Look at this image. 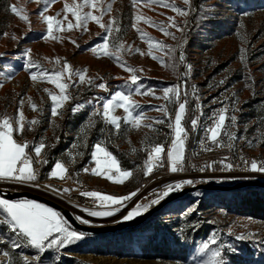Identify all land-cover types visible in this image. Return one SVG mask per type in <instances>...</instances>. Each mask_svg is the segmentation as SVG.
I'll return each mask as SVG.
<instances>
[{"label":"rangeland","instance_id":"1","mask_svg":"<svg viewBox=\"0 0 264 264\" xmlns=\"http://www.w3.org/2000/svg\"><path fill=\"white\" fill-rule=\"evenodd\" d=\"M49 2L50 7L44 0H0V122L7 118L15 128L22 112L24 131L14 133L29 143L34 160V148L43 143L42 156L47 159V164L35 163L39 172L36 182L15 185L0 182L1 189L28 191L48 198L71 211L75 217L91 221L90 226L116 224L128 211L135 209L141 193L154 188L150 179L152 173L146 175L148 154L155 144L153 137L166 126L153 123L164 116L149 109L166 105L171 115L175 113L176 105L167 104L162 99V89L176 85L181 52L186 56L187 67L191 66V77L200 86L207 90L224 86L236 89L237 123L232 129L237 136L235 143L248 153L264 156V6L253 3L252 9H244L238 0H189L188 4L184 0H152L151 3L137 2L135 5L132 0H100L102 23L108 25L110 20L116 21L108 36L110 55L104 56L102 48L95 53L89 49L102 44L107 35L105 29L92 20L87 22L86 28H77L71 12L64 10L65 4L71 6L82 0ZM10 5L21 9L28 20L12 14ZM109 7L110 11H104ZM175 8L187 11L188 15H180ZM90 10L84 8V12ZM41 11L43 15H38ZM91 11L93 15L101 14ZM45 16L55 18L50 36L47 35ZM136 16L141 19L137 21ZM57 20L62 22L59 29ZM145 20L149 22L145 23ZM69 22L74 25L71 29L68 28ZM173 24L179 25L183 33ZM117 27L119 31H116ZM141 33L147 35L142 38ZM167 33H172L175 39ZM45 36L47 39H42ZM186 37L190 43L184 47ZM149 44L153 46L151 55ZM120 45H123L122 49ZM161 47L163 51L157 50ZM169 50L173 51L170 53ZM27 59L37 65L31 69L37 74L63 72L64 65H69L72 81L67 80V73L61 81L71 85L68 89L71 99L58 109L63 115L53 117L51 114L54 105L49 92L58 95L59 89L48 80L40 79L39 75L36 81L31 80L29 72L22 70ZM125 66L135 69V73L125 71ZM133 74L139 77L137 83L154 89L155 94L130 97V102L139 104L146 116L138 128L125 124L127 114L117 108L113 113L121 118L117 131L114 125L107 124L102 116L93 115V112L116 91L127 92L135 87L130 82ZM79 75L85 76L84 84L79 82ZM88 79L94 83L88 84ZM101 83L106 85V90L97 87ZM77 105L83 107L76 108L74 113L73 108ZM32 120L39 123L31 125ZM146 124H153V127L147 128ZM241 136L243 140L239 139ZM97 143L117 159L122 170H131L133 175L122 178L112 172L111 180L108 174L94 175L91 172L95 167L92 153ZM58 162L66 166L64 179L49 176ZM84 168L89 171H82ZM243 180L264 182V173L257 178L214 179L206 183L233 184ZM48 182L72 186L80 193L88 190L112 197H124L137 189L139 191L126 202L127 207L122 211L97 218L87 215L83 209H73L68 203L47 196ZM196 192L161 209L138 228L97 236L85 234V239L65 247L59 254L54 250L46 251L41 264H202L217 247L210 245L208 253L197 255L200 246L211 239V233L217 234L219 242H230L239 249V254L225 250L226 262L264 264V244L257 243L264 240V221L236 211L250 195L199 191L203 195L195 196ZM196 201H199L196 211L182 216L181 213ZM229 229L232 235L228 234ZM241 233L256 235L253 240H235V236ZM13 235L6 226H0V236L7 238L0 252H9L8 257L0 255V264H23L19 254L28 253L31 257L34 252L27 246L13 250L8 242ZM158 253L166 258L158 257Z\"/></svg>","mask_w":264,"mask_h":264},{"label":"snow or ice","instance_id":"2","mask_svg":"<svg viewBox=\"0 0 264 264\" xmlns=\"http://www.w3.org/2000/svg\"><path fill=\"white\" fill-rule=\"evenodd\" d=\"M32 2V0H29ZM39 2V0H37ZM44 2L50 7L51 4L49 0H44ZM135 5L137 2L140 3H151L152 0H132ZM185 4L189 3V0H184ZM100 0H82L81 3L69 6L65 4L64 10L65 12H71V15L75 19V27L79 28L84 26L86 28L87 22L89 20L95 21L102 29H105L107 35L103 38L102 44L94 45L91 49L92 52H96L98 48L103 49V55L108 56L110 53L108 52V36L111 35L112 29L111 25L116 23L115 20H110L108 25L102 23L103 12L99 7ZM88 7L91 10H96L97 12H101L100 15H93L92 11L84 12V8ZM47 10V9H45ZM180 15L187 16L188 12L183 11L180 8L174 9ZM9 11L19 17L21 20L27 21L28 17L22 15V10L18 9L15 5L9 6ZM104 11H110V7L105 9ZM38 15H43V11L38 13ZM59 15V13L57 14ZM247 15V13H244ZM45 22L47 23V35L50 36L53 32V20L55 19L52 16H45ZM67 19V16H65ZM135 19L139 21L141 19L140 16H136ZM149 21L145 20V23ZM61 21L56 22L57 28H60ZM74 25L69 22L68 28L71 29ZM155 26V25H153ZM177 28L178 31L183 33V29L179 25L173 24ZM133 27H136L133 24ZM243 27V25H241ZM163 31V29H161ZM116 31H119L117 27ZM139 31V29H137ZM171 35L173 39L175 36L172 33H167ZM7 35V34H5ZM146 33H141V37H145ZM42 39H47V36L42 37ZM73 43H75L73 41ZM78 46V45H77ZM152 44H149V55H151ZM120 48H123V45H120ZM131 47H129V51H131ZM159 51H163V47L157 49ZM30 51V50H29ZM139 51V49H136ZM173 50H169L171 53ZM28 53H25L27 56ZM184 53L181 52L179 56L180 61H184ZM59 63V60H57ZM33 67H37L34 65L30 59H27L23 65V69L29 72L30 79L36 81L38 79V75L40 79H46L49 82L55 84V87L59 89V94H52L48 89H44L45 92H49L51 97V101L53 103V107L51 109V114L53 117L57 115H63V113H59L58 109L64 106L66 101L71 99L68 94V89L71 86L70 83L61 82L62 78H65L67 73V80L72 81V74L69 70V65H64L63 72H53V73H34L31 71ZM189 72L191 71V66L188 65ZM125 71H130L135 73V69H129L125 66ZM139 77L133 74L130 78L131 84H134L135 87L130 88L127 92L125 91H116L110 98L103 101L102 105H98L94 110L93 115H100L103 117L104 121L107 124L114 125L115 129L118 131L120 129V117L114 116L113 113L117 108H122L124 113L127 114L124 119V123L130 125L132 127L138 128L141 124L142 120L146 119L143 111H141V106L134 102H130V97L135 94H149L154 95L155 90L146 88L144 85L137 83ZM79 82L84 84L85 76L79 75ZM88 84H93L94 81L88 79ZM224 82L221 81V84ZM2 86V85H0ZM97 87L106 90V85L101 83L97 85ZM124 87H127L125 85ZM163 97L167 104H175L177 105L174 119L170 114L166 105H160L158 107L150 108L149 110L159 111L163 113L164 118L155 120L153 123L155 124H163L169 130L171 134L170 144L165 149V144H154L151 147V150L148 154L147 160V171L146 175L151 174L153 172V166L163 167V160L166 152L167 161L169 164V170L172 173H176L178 171H184V159H185V151H186V141L189 138L188 130L184 127L183 121L187 114V105L189 104V92L184 88V86L177 84L173 86L166 87L162 89ZM195 86H192V94L194 98L197 100V108H200L199 97L195 96ZM183 96V99H182ZM158 99L161 97H157ZM23 101H21V104ZM33 110H35V105H32ZM83 105H77L73 108V112L75 113L76 108H82ZM228 109L222 108L218 112L214 111L212 116L209 119L212 120L211 125H207L204 130V137L200 140V147L205 151H211L212 147H228L229 149L234 148V142L237 140V136L234 132L230 130L231 126H235L237 123V117L232 115L228 117L226 115ZM20 118L16 121L17 127L14 128L13 123L10 122L9 119L5 118L0 122V179L11 180L18 184H24L28 182H36L38 179L39 172L37 169L33 167V163L36 164H47V159L42 156V150L45 145L41 143L39 146L34 148L35 160L33 156L26 151L29 148V143L27 141L20 143L17 142L13 137L14 132L23 133L25 124L22 112H20ZM202 115V112H201ZM230 119L231 126L226 123V121ZM39 123L38 120H32L30 122L31 125H37ZM199 123L198 119L191 120V127L193 131H196L197 125ZM145 127L152 128L153 124H146ZM223 137L227 138V143L225 144ZM58 139V138H57ZM239 139L243 140L244 137L241 136ZM165 143H168L167 141ZM251 143V142H249ZM93 163L95 167L91 169V172L94 175H104L108 174V179H112L111 173L115 172L122 178H129L133 175L131 170H122L119 165L117 159L109 152L107 149L102 146V144L97 143L94 145V151L92 153ZM228 158L225 157L224 160H221L219 163L222 165L221 171H231L233 169L232 163H225V160ZM241 161L246 170L251 172H260L264 173V163H259L255 160L251 161L249 167V161H247L243 156L240 157ZM216 163V162H213ZM209 165L208 167H211ZM204 169H201L203 171ZM84 172H88V168L82 169ZM67 172L66 166L63 163H56L54 165V170L49 173L51 177L59 176L60 179H64V175ZM122 182V181H116ZM207 182V181H206ZM199 183V181L194 180H181L174 183H170L164 185V191L157 192V196L155 199L151 200L148 205H140L137 204L135 209L128 211L126 215H124L117 223L131 222L136 219L140 215L146 213L150 207L154 205H158L161 203L163 199L168 197L171 193L175 191L181 190L185 185H195ZM52 191H59L58 189L53 188ZM68 189H63V192H68ZM139 189L136 192L130 193L128 196L124 197H112L108 195H101L97 192H82V196H90L98 198L101 203L107 202V207H104L103 210H89L83 209L87 215L97 218H105L115 215L116 213L123 210V208L127 207V201H130L132 197L138 194ZM157 191V190H154ZM151 195V193L149 194ZM195 196L203 195L199 191L194 193ZM199 201L194 202L189 208L181 213L182 216L186 215L187 212L196 211L198 207ZM112 205H116V207H112ZM251 219V218H249ZM75 220L83 225H91V221L87 219H83L80 216H76ZM0 226H6V229L10 231V233L14 234L10 241H8L13 250L19 249L22 246L30 247L34 250L31 257H29L28 253H20L19 255L22 257L23 264H41L43 254L46 251L54 250L57 254L61 252L62 249L68 247L72 244L78 243L81 240L85 239V234L78 230H75L71 227L69 222L59 213L58 211L53 210L50 207H46L40 203H36L34 201H30L27 199H18V200H10L5 198V194L0 193ZM229 235H232L231 229H229ZM211 239L207 242L203 243L200 246L199 252L197 255L203 256L205 253H208L210 245H217V247L213 248L210 252L209 259L203 260L202 264H230V262H226L224 258L225 250L232 254H239V249L232 243L224 244L219 242L218 236L216 233H211ZM254 233L248 234H239L235 236V240L237 241H246L253 240ZM0 239H7L6 237H0ZM257 243L264 244V240H258ZM0 255L4 257L9 256V252L4 250L0 252ZM177 264H181V262H177ZM186 264V262H185Z\"/></svg>","mask_w":264,"mask_h":264},{"label":"built area","instance_id":"3","mask_svg":"<svg viewBox=\"0 0 264 264\" xmlns=\"http://www.w3.org/2000/svg\"><path fill=\"white\" fill-rule=\"evenodd\" d=\"M190 43V40L186 37L184 39V47ZM181 54V53H180ZM179 54V56H180ZM178 56V72L175 80V84H180L189 92V104L187 105V114L183 121L184 127L188 130L189 138L186 141V151L184 159V171H178L172 173L169 170V164L167 161V156L165 152L163 167L153 166V172L151 176V181L154 184L152 190L145 191L138 196V201L140 205H148L149 202L156 198L157 192L164 191V185L174 183L181 180H194L199 181V183H206L208 180L214 179H227L234 180L238 178H257L262 176L263 173L251 172L246 170L240 157L243 156L247 161H249V167L251 161L255 160L259 163H264V156L251 154L246 152L241 147H238L234 142V148L229 149L228 147H212L211 151H205L200 147V140L204 137V130L207 125L212 124V120L209 119L213 112H218L222 108L228 109L226 115L231 117L236 116L237 111V96L238 93L236 89L232 86H224L217 89L207 90L200 86L198 82L191 77L188 67L186 65V56L184 54V61H180ZM192 86H195L196 92L195 96L199 97L200 108H197V100L192 94ZM183 99V96H182ZM177 107V105H176ZM202 112V115H201ZM174 114L172 117L174 119ZM198 119L199 123L197 125L196 131L192 130L191 120ZM227 124L231 126V121L228 119ZM233 126L230 127L232 131ZM170 130L166 129L155 135L152 142L155 144L164 143L165 149L167 150L170 144ZM225 144L227 143V138L223 137ZM168 143H165V142ZM151 149H149L150 152ZM227 157L225 163H232L233 169L231 171H221L222 165L219 163L221 160ZM216 162V163H213ZM212 165L211 167H208ZM201 169H204L201 171ZM0 182L8 184H16L11 180L0 179ZM196 183V184H199ZM195 184V185H196ZM47 188L45 192L47 196L56 199L57 201H64L70 205L73 209H89L98 210L107 207V202L103 204L96 197L82 196L77 188H72L63 183L48 182L46 184ZM192 186L185 185L183 188ZM58 189L59 191H52V189ZM182 188V189H183ZM63 189H68V192H63ZM157 190V191H154ZM180 191V190H179ZM85 192H90L86 190ZM175 191L173 193H177ZM151 193V195H149ZM1 237V236H0ZM5 240L0 239V248L4 245Z\"/></svg>","mask_w":264,"mask_h":264},{"label":"water","instance_id":"4","mask_svg":"<svg viewBox=\"0 0 264 264\" xmlns=\"http://www.w3.org/2000/svg\"><path fill=\"white\" fill-rule=\"evenodd\" d=\"M246 188L264 189V182L255 181V180H243L229 185L199 183L194 186L193 185L188 186L181 189L174 195H171L163 199L160 204L150 207V209L146 213L140 215L131 222L116 223V224H109L103 226H87L80 224L75 220V216L73 215V213L68 209H66L65 207H63L62 205L48 198H45L43 196L34 193H30L28 191H9L0 188V193L5 194V198L10 200L27 199L30 201L40 203L46 207H50L53 210L61 213V215L69 222V224L73 229L83 232L84 234L87 235L97 236V235L112 234L130 228L139 227L143 223H145L149 218H151L153 215L157 214L161 209L169 206L170 204L174 203L175 201L179 200L185 195L196 191H204L210 193H231Z\"/></svg>","mask_w":264,"mask_h":264},{"label":"trees","instance_id":"5","mask_svg":"<svg viewBox=\"0 0 264 264\" xmlns=\"http://www.w3.org/2000/svg\"><path fill=\"white\" fill-rule=\"evenodd\" d=\"M238 1H240L242 5H244V9H252V5L254 4L255 6H260V7L264 6L263 5L264 0H238ZM224 184H230V183L226 182ZM245 193L249 194L250 196H248L247 201H245V203H241V205H239V207L236 208V211L241 215L244 216L248 215L264 221V189L246 188L231 193H217V194L225 195V194H245ZM157 256L166 258V256L162 255L161 253H158Z\"/></svg>","mask_w":264,"mask_h":264},{"label":"crops","instance_id":"6","mask_svg":"<svg viewBox=\"0 0 264 264\" xmlns=\"http://www.w3.org/2000/svg\"><path fill=\"white\" fill-rule=\"evenodd\" d=\"M13 137H14V139L17 140V142H20V143L25 142L23 139L19 138L15 133H13ZM26 151L29 152L33 156L31 149L28 148V149H26ZM33 167L35 168V163H33Z\"/></svg>","mask_w":264,"mask_h":264}]
</instances>
